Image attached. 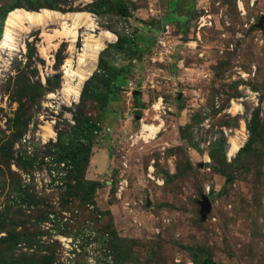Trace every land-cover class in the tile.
Returning a JSON list of instances; mask_svg holds the SVG:
<instances>
[{
    "label": "rangeland",
    "instance_id": "rangeland-1",
    "mask_svg": "<svg viewBox=\"0 0 264 264\" xmlns=\"http://www.w3.org/2000/svg\"><path fill=\"white\" fill-rule=\"evenodd\" d=\"M16 1L88 12L92 33L114 38L87 79L103 56L129 68L143 101L126 95L127 84L105 108L84 101L99 130L79 176L54 144L59 133L71 148L87 142L73 128L80 97L61 100L87 30L73 49L67 38H44L56 24L22 33L16 50L0 46V264H264V0H123L127 17L85 9L96 0H0V42L1 12ZM173 2L189 16L168 22L174 54L158 64L148 53L161 29L153 24ZM120 35L138 36L136 50L116 52ZM145 125L160 127L151 136ZM232 137L240 146L229 157ZM76 179L100 183L82 206L83 190L69 188Z\"/></svg>",
    "mask_w": 264,
    "mask_h": 264
},
{
    "label": "trees",
    "instance_id": "trees-1",
    "mask_svg": "<svg viewBox=\"0 0 264 264\" xmlns=\"http://www.w3.org/2000/svg\"><path fill=\"white\" fill-rule=\"evenodd\" d=\"M176 5V2H175ZM171 4L170 14L165 17V20L162 19L163 22H171L176 21L179 24H186V20L189 16V10L190 7H182L181 11L176 9V6ZM25 8L27 10H34L38 11L43 8L52 9L54 6L49 2H35L33 5L25 6L22 5L19 1H16L13 6H11L8 9H5L1 12V16L5 17L4 22L6 21L8 13L15 9V8ZM85 9L88 10H94L98 13H106V12H112L115 11L119 13L120 15L127 17L129 15V8L128 6L123 2V0H96L91 4L90 6H87ZM161 25L159 21L154 22L153 27L156 29ZM4 35V32H2ZM138 44V36H118L117 41L111 46L116 52H125V51H135L136 49L133 48L134 45ZM149 50V47L146 48ZM146 51H140L141 55H143V52ZM97 72L95 71L84 83V86L82 88V92L80 94V103L78 104V112L75 117V125H74V131L85 137L87 139V142L85 144H80L76 147L71 148L72 142H67L64 140V134L59 133L58 138L56 140V143L54 144V147L58 149V156L59 159H69L73 166L75 173L79 176H82L84 168L89 161L90 157V149H91V138L93 137V134L99 130L97 126V122H92L90 118L84 116V114L81 111V106L84 103V101L88 98H94L99 102V105L102 108H105L107 103L114 104L117 103V91H121L120 89H124L126 84L129 81H133V78H129L130 74L132 72L129 71L128 67H116L115 65L111 63H106L103 56H100L98 60V68ZM133 97L136 99V101H140L139 95H133ZM146 106L145 103H139L138 110L139 112H136L137 115H140L141 109H144ZM136 115V116H137ZM253 118L251 122L248 124L249 131L253 134L254 131V120ZM5 148V146H4ZM21 167H24L22 164H20ZM74 173V172H73ZM73 178V177H72ZM75 178V177H74ZM100 186L99 182H92V181H84L76 179L73 184H69V188L71 191H77L80 192V190H83V193L78 194V198L80 199V206L83 205V203L91 200L92 193L95 191L97 187ZM32 198V195L29 196ZM23 235V234H20Z\"/></svg>",
    "mask_w": 264,
    "mask_h": 264
},
{
    "label": "bare ground",
    "instance_id": "bare-ground-1",
    "mask_svg": "<svg viewBox=\"0 0 264 264\" xmlns=\"http://www.w3.org/2000/svg\"><path fill=\"white\" fill-rule=\"evenodd\" d=\"M49 24H56L59 28L55 29L52 35L44 31V38L46 40L67 38L71 42L70 46L72 49L75 40L80 35L79 30L83 27L87 30L83 52L78 55V67L67 73L66 81L61 89L62 101L68 103L75 102L80 97L79 94L81 93L83 82L96 66L99 51H101L106 41L114 38V35L107 30L101 32L99 35L92 33L96 29V24L88 12H60L47 8L33 11L21 7L15 8L8 13L0 46L8 48L11 51L16 50L21 45L22 33L27 32L32 27L42 26L44 28ZM75 80L76 83H74ZM159 127L160 125H145V130H148V134L150 133L153 136ZM45 130L48 135L51 134L48 127H45ZM239 146L238 140L232 137L227 151L228 156H232Z\"/></svg>",
    "mask_w": 264,
    "mask_h": 264
},
{
    "label": "built area",
    "instance_id": "built-area-1",
    "mask_svg": "<svg viewBox=\"0 0 264 264\" xmlns=\"http://www.w3.org/2000/svg\"><path fill=\"white\" fill-rule=\"evenodd\" d=\"M161 19V17H160ZM162 20V19H161ZM171 26L168 22L161 21V29L159 34L155 39L154 46L149 50L150 60L158 64H169L172 61V56L174 54L175 44L171 40ZM178 65V64H177ZM158 70L162 69L158 67ZM153 81V79H152ZM136 83L129 81L127 83L126 95L132 96L134 89H137ZM154 106V105H153ZM143 130L138 132L128 134V138L131 141V144L136 143L139 139H143Z\"/></svg>",
    "mask_w": 264,
    "mask_h": 264
},
{
    "label": "water",
    "instance_id": "water-1",
    "mask_svg": "<svg viewBox=\"0 0 264 264\" xmlns=\"http://www.w3.org/2000/svg\"><path fill=\"white\" fill-rule=\"evenodd\" d=\"M264 20V16L261 17L260 19V23L258 24L259 26H261L262 22ZM133 95H139L141 92L140 90H134L133 92ZM180 94L179 93V97H180ZM199 205H200V214L202 217L205 216L206 212L209 211L210 209V205H211V202L209 200V198L207 196H204L200 201H199Z\"/></svg>",
    "mask_w": 264,
    "mask_h": 264
},
{
    "label": "crops",
    "instance_id": "crops-1",
    "mask_svg": "<svg viewBox=\"0 0 264 264\" xmlns=\"http://www.w3.org/2000/svg\"><path fill=\"white\" fill-rule=\"evenodd\" d=\"M173 22H174V21H173ZM175 22H176V21H175ZM139 89H140V88L138 87L137 89H134V90H139ZM134 90H133V91H134ZM140 92H141V93L139 94L140 101H143V99H142V91L140 90ZM133 110H134V111H138V110H140V109H139L138 107H137V108L134 107ZM142 110H143V109H141V111H142ZM135 114H136V113H135Z\"/></svg>",
    "mask_w": 264,
    "mask_h": 264
}]
</instances>
